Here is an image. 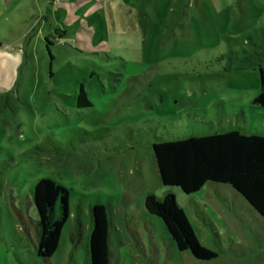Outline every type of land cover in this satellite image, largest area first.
<instances>
[{"label": "rangeland", "instance_id": "rangeland-1", "mask_svg": "<svg viewBox=\"0 0 264 264\" xmlns=\"http://www.w3.org/2000/svg\"><path fill=\"white\" fill-rule=\"evenodd\" d=\"M0 42V264H90L94 203L108 213L109 264H264L259 213L229 184L163 185L152 150L264 134L252 102L264 90V0H0ZM81 84L90 106H77ZM43 177L69 195L48 258L33 203ZM167 193L216 257L179 250L146 210L148 194Z\"/></svg>", "mask_w": 264, "mask_h": 264}, {"label": "trees", "instance_id": "trees-1", "mask_svg": "<svg viewBox=\"0 0 264 264\" xmlns=\"http://www.w3.org/2000/svg\"><path fill=\"white\" fill-rule=\"evenodd\" d=\"M57 33L56 30L45 38L47 49L53 43L50 35L55 37ZM76 96L78 107L91 105L82 84ZM252 102L264 105V90L255 95ZM152 150L163 185L177 186L189 194L207 182L229 184L262 217L264 232V134L230 129L156 140L152 143ZM33 203L38 217L37 255L48 258L58 248L63 224L69 217L68 190L51 178H40L34 184ZM145 207L163 221L179 250H189L198 259L217 256L215 251L199 242L173 193H167L161 199L148 194ZM57 210H60L59 214ZM90 221V264H109V220L102 203L91 206Z\"/></svg>", "mask_w": 264, "mask_h": 264}, {"label": "crops", "instance_id": "crops-1", "mask_svg": "<svg viewBox=\"0 0 264 264\" xmlns=\"http://www.w3.org/2000/svg\"><path fill=\"white\" fill-rule=\"evenodd\" d=\"M63 32H65V31H63ZM3 43L2 42H0V64L3 62V60H4V50H3Z\"/></svg>", "mask_w": 264, "mask_h": 264}]
</instances>
